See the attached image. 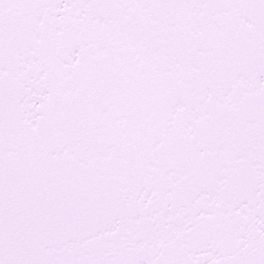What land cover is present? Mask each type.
I'll return each mask as SVG.
<instances>
[{
	"label": "snow or ice",
	"instance_id": "6c2138e0",
	"mask_svg": "<svg viewBox=\"0 0 264 264\" xmlns=\"http://www.w3.org/2000/svg\"><path fill=\"white\" fill-rule=\"evenodd\" d=\"M0 264H264V0H0Z\"/></svg>",
	"mask_w": 264,
	"mask_h": 264
}]
</instances>
